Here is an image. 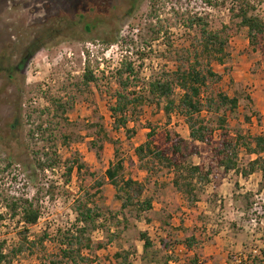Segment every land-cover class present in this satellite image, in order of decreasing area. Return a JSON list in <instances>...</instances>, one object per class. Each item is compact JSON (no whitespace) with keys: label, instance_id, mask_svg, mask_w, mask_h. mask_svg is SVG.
Returning a JSON list of instances; mask_svg holds the SVG:
<instances>
[{"label":"rangeland","instance_id":"rangeland-1","mask_svg":"<svg viewBox=\"0 0 264 264\" xmlns=\"http://www.w3.org/2000/svg\"><path fill=\"white\" fill-rule=\"evenodd\" d=\"M250 1L264 20V0ZM217 2L0 0V66L10 67L27 47L38 49L23 73L12 80L0 79V243L8 255L1 264H74L62 258L60 243L65 231L82 227L77 221L79 199L102 215L98 223L105 227L99 229L102 234L85 233L94 244L83 251L77 264H119L124 257L117 260V253L131 264H154L151 258L160 264H240L242 256L264 245V180L259 173L246 178L216 168L211 183L194 180L191 195L175 188L171 170L155 165L147 172L140 166L135 149L147 141V123L155 126L154 142L162 148L170 145L168 131L189 139L180 110L168 116L166 102L161 100L144 106L139 119L129 123L137 129L135 134L127 137L124 129H113L110 106L115 103L117 71L123 64L131 62L135 72L148 81L174 79L172 73L178 66L188 70L199 62V69L210 67L222 75L221 81L208 82V95L223 91L241 99V107L227 116L228 139L264 133V43L252 49L247 29L238 26L230 11L232 2ZM195 15L203 21L191 26L189 20ZM95 16L100 22H93L96 26L88 31L93 26L89 20ZM224 25L233 30L230 56L223 65L216 61L207 65L201 31ZM136 28L137 40L132 37ZM106 53L111 58L101 68L99 58ZM88 60L97 81L84 84ZM182 92L176 84L172 97L176 103ZM253 111L260 112L262 122ZM203 113L214 126L218 124V113ZM245 115H252L251 122ZM220 133L215 131L213 145L221 142ZM116 150L125 160L124 177L143 186L141 196L126 208L105 175L109 162L117 158ZM201 150V156L189 162L208 164L210 149L202 144ZM35 152L57 155L60 164L37 168ZM239 157V165L246 166L257 155L242 151ZM77 163L84 167L77 170ZM146 198L152 199L153 208L138 218L137 201ZM21 199L31 200L40 211L37 224L28 230L27 242L20 238L24 228L18 222L20 216L14 217L10 210V203ZM143 231L154 245L150 255H145L139 236ZM162 239L171 241L170 252L164 250ZM98 242L103 243L100 249Z\"/></svg>","mask_w":264,"mask_h":264},{"label":"trees","instance_id":"trees-1","mask_svg":"<svg viewBox=\"0 0 264 264\" xmlns=\"http://www.w3.org/2000/svg\"><path fill=\"white\" fill-rule=\"evenodd\" d=\"M209 5H217L218 0H205ZM232 2L230 11L233 17L237 19L240 28H246L248 34L249 45L254 50H258L264 43V20L255 13V5L250 0H228ZM225 5V1L221 2ZM96 21L100 22L98 17L89 20L95 27ZM203 19L197 15L189 20L190 25L193 26ZM94 22V23H93ZM74 24V23H72ZM206 24L207 23H203ZM233 30L230 26L224 25L219 30H210L203 27L201 31L200 45L202 52L211 61H216L219 64H225L230 56L228 52L229 39L232 37ZM115 41L111 39L110 42ZM144 56L143 54H141ZM118 91L115 93V103L110 106L111 115L114 119L113 129H124L127 137L135 134L137 129L129 127L130 122H136L142 115L144 106L150 104H157L161 100L166 102L164 107L165 113L169 116L175 110H180L181 114L185 116L189 128V139L183 138L179 134L168 131L166 139L170 145L162 148L155 144L154 137L156 135V128L151 123H147L149 132L147 133V141L139 145L135 149V154L138 158L140 166L147 172H150L155 165L162 168H167L174 173L173 185L179 191L194 194V180L198 179L199 183L206 185L211 183V176L214 169L222 168L224 173L234 171L244 177L259 172L264 180V133L256 136L236 135V139H228L229 132L227 128L228 114H234L241 107V99L238 95L229 96L223 91H217L215 94H207L206 88L209 86L208 82L217 83L222 80V75L214 72L212 68L206 67L205 70L199 69V62L195 66H190L188 70H183L180 66L172 73L174 79L165 77H153L148 81L142 79L140 74L135 72L132 63H125L117 71ZM97 78L94 75L90 61L85 65L83 74V83L90 84L96 82ZM231 82H234L231 80ZM178 84L182 89V95L176 103L172 98L175 92V85ZM133 86L134 89L129 87ZM249 103L253 101L249 98ZM58 107L64 106L59 104ZM218 113V124L214 126L210 118H207L203 113ZM253 116L259 122H262L263 117L258 111H253ZM252 115H245V120L251 122ZM38 129H40L38 127ZM219 129L221 142L219 145H213L215 131ZM34 136V132L31 134ZM93 144H95L93 142ZM206 145L212 154V159L208 164L200 163L193 164L189 162V158L193 156H201V145ZM245 152L247 155H257L255 159H251L246 166L239 165V154ZM100 152L97 151V156L100 157ZM35 165L37 168L45 170L47 168H54L60 164V159L57 155L51 157L49 155H40V152H35ZM56 154V153H55ZM117 156L115 161L109 162L105 175L108 182L116 188V197L122 202V208H126L128 203H131L133 198L140 197L143 186L123 175L125 168V160L118 156V150L115 151ZM215 162V163H214ZM77 170H81L84 165L77 163ZM72 166L68 167V174L72 172ZM134 190V192H133ZM197 201V197L193 195L192 202ZM152 199L146 198L143 201H137L138 218L144 212L152 209ZM10 210L12 215L20 216L18 222H23V232L20 234L21 240L27 242V233L30 227L37 224L40 218L39 209L35 208L31 200L21 199L10 203ZM76 211L78 214V223L82 227H74L75 231L69 230L62 234L60 255L65 260L77 264V260L81 257L86 248H91L94 244L89 236H85L87 231H96L103 229L105 224L98 223L102 216L100 213L92 209L88 201L77 200ZM1 218V216H0ZM147 222L151 220L145 217ZM140 239L143 242L145 255H150V249L154 247L149 234L145 231L139 233ZM193 237H191L192 239ZM33 244V243H31ZM162 246L167 252L171 251V241L162 239ZM103 247L102 242L96 244V248ZM5 245L0 243V264L8 258L7 253H4ZM117 260L124 257L119 264H131L127 262L128 257L121 253L115 255ZM167 258H169L166 255ZM166 260L168 261L169 259ZM154 264H160L154 258L149 259ZM166 261V262H167ZM193 264L196 261L192 262ZM55 264V263H53ZM240 264H264V245L260 248V255L252 252L240 259Z\"/></svg>","mask_w":264,"mask_h":264},{"label":"flooded vegetation","instance_id":"flooded-vegetation-1","mask_svg":"<svg viewBox=\"0 0 264 264\" xmlns=\"http://www.w3.org/2000/svg\"><path fill=\"white\" fill-rule=\"evenodd\" d=\"M38 49L35 48L34 46L32 47H27L23 51V55L14 61L10 67H3L0 66V79H10L12 80L14 78V75L23 73L28 66L29 60L32 58L33 54L37 51ZM11 60V59H9Z\"/></svg>","mask_w":264,"mask_h":264},{"label":"built area","instance_id":"built-area-1","mask_svg":"<svg viewBox=\"0 0 264 264\" xmlns=\"http://www.w3.org/2000/svg\"><path fill=\"white\" fill-rule=\"evenodd\" d=\"M132 37H133L135 40H137V28L133 30ZM104 56H105V57H101V58H99L100 67H101V68H103V67L105 66V64H108L107 60H109V59L111 58L110 55L107 54V53H106ZM117 60L122 61V58H118ZM46 82H47V81H46ZM21 223H23V222H21ZM95 234H102V231L99 230V229H97V230L94 232V235H95ZM262 247H263V246H262ZM260 248H261V247H259V249H255V250H254V254H258V255H260Z\"/></svg>","mask_w":264,"mask_h":264},{"label":"crops","instance_id":"crops-1","mask_svg":"<svg viewBox=\"0 0 264 264\" xmlns=\"http://www.w3.org/2000/svg\"><path fill=\"white\" fill-rule=\"evenodd\" d=\"M232 172V171H231ZM234 172V171H233ZM230 173V172H229ZM259 172H256V173H253V174H251V175H249L248 177H251L252 175H254V174H258ZM260 175H261V173H259ZM237 175H240V174H237ZM240 176H242V175H240ZM248 177H246V178H248Z\"/></svg>","mask_w":264,"mask_h":264}]
</instances>
